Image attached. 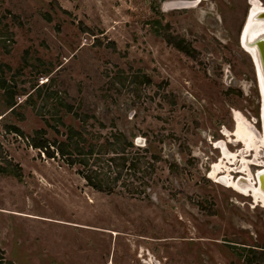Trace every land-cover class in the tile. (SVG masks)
<instances>
[{"label": "rangeland", "instance_id": "obj_1", "mask_svg": "<svg viewBox=\"0 0 264 264\" xmlns=\"http://www.w3.org/2000/svg\"><path fill=\"white\" fill-rule=\"evenodd\" d=\"M177 1L0 0V264H264V208L209 177L234 112L262 132L250 0Z\"/></svg>", "mask_w": 264, "mask_h": 264}, {"label": "bare ground", "instance_id": "obj_2", "mask_svg": "<svg viewBox=\"0 0 264 264\" xmlns=\"http://www.w3.org/2000/svg\"><path fill=\"white\" fill-rule=\"evenodd\" d=\"M205 0H195L193 2H172L166 3L165 9H187L194 8L200 5ZM249 11L247 14V20L243 27L241 34V46L247 54L250 55L254 66L256 67V74L259 81V89L261 93V117L260 122L262 124V132L258 133L249 125L247 121L240 116V113L234 112V121L236 123L235 130L230 132L231 138H235L234 141L241 145V149L237 153L231 154V157L226 158V152L223 150V160L240 161V167L234 168L236 163H231L232 168L226 167L227 170H220V164H214L209 177L217 182L220 174L223 177L219 181L224 182V177L229 179V184L226 185L241 194L251 197L254 200V204L264 208V180L261 181V185H258L256 176L252 167L259 168L258 174L264 173V74L262 69V62L260 58V52L257 48L256 41L264 38V20L257 19L261 12H264V4L260 0L249 1ZM167 11V10H166ZM247 122V123H246ZM228 136V135H227ZM229 137V136H228ZM231 158V159H230ZM237 158V159H236ZM221 162V161H220ZM230 162H227V165ZM238 163V162H237ZM234 166V167H233ZM234 168V170H233ZM237 170V174L241 175L238 180L232 177L230 173ZM256 178V179H255Z\"/></svg>", "mask_w": 264, "mask_h": 264}, {"label": "trees", "instance_id": "obj_3", "mask_svg": "<svg viewBox=\"0 0 264 264\" xmlns=\"http://www.w3.org/2000/svg\"><path fill=\"white\" fill-rule=\"evenodd\" d=\"M167 41L170 43L171 41L169 40V39H167ZM176 46V48L179 50V51H182V52H185V53H187V50H186V48L181 44V43H178V44H175ZM13 107L14 106H11V108L10 109H13ZM15 133H21L17 128H14V130H13ZM74 138H77V140H78V138H79V134L78 133H75L74 135L72 134L71 135V137L69 138L70 139V141H74ZM69 144V142L68 143H66V145H65V147L63 148L62 146H58V148H57V152L59 153V154H61V156H65L66 155V153H67V148H68V145ZM32 146L34 147V148H36V149H39V150H41V151H45L46 153H47V155L50 157V158H54V153H51L50 152V149H49V146H48V144H46V143H44V142H40V141H34V142H32ZM64 146V145H63ZM79 144H76V142H75V145H74V151L77 153V155H83V151L79 148ZM76 162L74 161V160H71V162L69 163V164H71V165H73V164H75ZM4 172V170L2 169V168H0V173H3ZM90 182V184H91V186H93V187H97V184L92 180V179H90L89 180Z\"/></svg>", "mask_w": 264, "mask_h": 264}, {"label": "water", "instance_id": "obj_4", "mask_svg": "<svg viewBox=\"0 0 264 264\" xmlns=\"http://www.w3.org/2000/svg\"><path fill=\"white\" fill-rule=\"evenodd\" d=\"M257 17H258L257 19L264 20V12H261ZM242 32H243V30H242ZM242 32H241V34H242ZM255 46H257V48L260 52L262 69H263V74H264V38H261L258 41H256ZM139 141H141V140H138V143H139ZM256 178H257V181L259 182L258 185H261V181L264 180V173L256 174Z\"/></svg>", "mask_w": 264, "mask_h": 264}, {"label": "flooded vegetation", "instance_id": "obj_5", "mask_svg": "<svg viewBox=\"0 0 264 264\" xmlns=\"http://www.w3.org/2000/svg\"><path fill=\"white\" fill-rule=\"evenodd\" d=\"M239 144V143H238ZM254 168H257V167H254ZM259 170V168L258 169H256V171L254 172L255 174H254V177L256 176V174H258V171ZM241 176V175H240ZM236 177V176H235ZM239 178V177H238ZM256 179V178H255ZM248 197V196H247ZM251 198V197H250Z\"/></svg>", "mask_w": 264, "mask_h": 264}]
</instances>
